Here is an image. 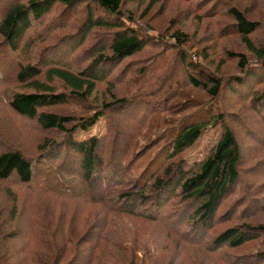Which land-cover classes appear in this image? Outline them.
<instances>
[{
    "label": "trees",
    "instance_id": "16d2710c",
    "mask_svg": "<svg viewBox=\"0 0 264 264\" xmlns=\"http://www.w3.org/2000/svg\"><path fill=\"white\" fill-rule=\"evenodd\" d=\"M164 1L0 0V82L11 87L6 91L0 89V116L6 103L15 114L34 120L43 132H55L63 139L59 143L60 138L42 139L34 145L35 152L34 149L30 152L7 146L5 139L16 142L19 137L2 128L0 183L15 181L66 199L78 196L101 201L107 192L114 203L115 199L117 204L121 202L118 212L150 222L166 217L163 211L168 207H178L173 214L176 221L180 219L178 222L188 226L181 239L189 246L201 245L209 255L226 264H264V222L256 218L264 210V196L254 199L242 193L224 215L218 216L222 203L235 193L244 171L241 148L225 122L226 112L219 99L226 92L234 97L245 94L260 111L264 126V78L258 73L264 70V45L255 39L261 30L260 22L250 16L249 9L229 7L226 1L231 0H225L226 4L220 2L224 0H204L210 1L213 9L200 14H193L187 7L183 19L193 16L204 20L200 24H206L205 31L212 26L210 45L196 55L186 48L188 37L180 29L161 35L150 25L139 26L134 18L136 12L127 9L129 5L138 8L146 5L141 16L145 20ZM217 17L226 18L223 20L229 23L222 27ZM146 30L150 33H145ZM226 33L239 39L244 52L222 51L224 57L218 60L214 71L206 70L197 58L209 63L210 53L215 52ZM90 38L92 44L86 48ZM136 56L143 60L134 59ZM226 62L235 68V75H220ZM125 79L135 87V93H115L114 88L126 83ZM13 81L16 86L10 85ZM100 85L106 86L102 94L97 92ZM193 91L202 93L205 99L198 98ZM157 96L164 97L163 101L156 102ZM104 115L108 121L109 151L95 136L85 140L75 136ZM141 115L145 119L143 126L127 141V147L122 145L120 140L126 139L122 138V121L120 124L109 116H118L125 123L134 122ZM219 123L221 137L211 152L193 169L185 170L183 156L192 144L189 140L181 143L184 134L193 128L205 130ZM138 137L146 144L139 153H133L132 148L140 146ZM255 143L263 156L253 168L264 173V138ZM62 149L63 160L58 154ZM73 157L76 172L70 173L64 166L71 164ZM93 190L99 195L91 193ZM7 192L8 201L16 204L14 195ZM251 205L261 209L253 211ZM12 210L8 212L11 217L0 222L4 256L10 252L5 242L10 245L20 236L19 232H10L8 224L15 214V209ZM100 228L92 224L77 235L70 226H62L58 231L66 238L60 236L58 243L50 242L57 237L56 231L49 235L46 228H40L38 240L33 243L39 249L31 251L30 262L39 258L41 264L94 263L97 250L101 252ZM215 230L216 234L210 236ZM43 235L47 241H43ZM108 241L106 237L102 253L107 263L116 259L113 264H141L142 257L132 250L130 261H124L126 249ZM251 243L256 246L254 251L234 254ZM68 252L73 254L65 261ZM119 256L123 261L117 259Z\"/></svg>",
    "mask_w": 264,
    "mask_h": 264
},
{
    "label": "rangeland",
    "instance_id": "374dc122",
    "mask_svg": "<svg viewBox=\"0 0 264 264\" xmlns=\"http://www.w3.org/2000/svg\"><path fill=\"white\" fill-rule=\"evenodd\" d=\"M220 2L223 4L227 3L229 7L235 6L241 8L242 10L249 9L251 11L250 16L258 20L261 25V30L257 31L255 39L264 45V0H231L226 1V3L224 0ZM212 5L213 4L210 3V1L204 0H166L161 6H155L150 11L148 17L145 20L141 19V16L145 11L146 5L140 8L135 7L134 5H129L127 9L136 12L134 14V18L139 26L150 25L152 29H155L156 31L158 30L161 35L164 34V31H167L170 34L175 29H180L181 32L186 35V37H188L186 48L190 50V52L196 53V55H198L201 54L202 50L206 48V46H209L212 41H209V39H211L213 36V32H210L212 26H209L210 30L207 28L205 31L204 26H206V24H200L201 21L205 22L204 20H197L195 17L192 18L193 16L183 19V14H186L185 11L187 10V7H190L193 14H200L208 11L212 12ZM80 18L81 15L79 16V19ZM223 19L226 18L217 17L219 22L222 21V24H220L222 27L229 23H226ZM145 33L150 32L146 30ZM229 35L230 34L226 33L224 38L221 37L219 41L216 39L219 43H217V46L214 49V54L212 52L210 53L209 63L205 62L206 60H203L200 57L197 58V61H200V63L206 67V70L209 71L210 69V71H214L218 60L222 61V57H224L222 51L239 50L244 52L243 47H239V39L236 36L230 37ZM167 38L169 39V37ZM90 44H92V38L89 39L86 48H88ZM248 56L251 58L249 53ZM137 58L143 60V57L141 56H136L134 59ZM211 60H214L215 62L211 64ZM70 62L74 64V61L70 60ZM13 63L15 64V62ZM10 64L11 63L8 62V65ZM226 64V67L224 66L221 70L220 75H235V68L231 66V63L226 62ZM258 73L264 78V70H258ZM117 75L119 77V73ZM125 82L126 83L118 84L114 88L115 93H119V95H130L135 93V87L129 84L127 79H125ZM180 82H184L182 74L180 76ZM2 84L0 82V89H5V91L11 89L10 86ZM10 85L16 86V83L13 81ZM105 90L106 86L100 85V87L97 89V92L102 94L105 92ZM98 93H96V95H98ZM193 94L198 95V98L205 99L202 93L193 91ZM244 95L245 94L241 93L237 95L239 97H234L229 92H226L224 93L223 97L219 99L224 112H226L225 122L230 125L241 148L240 151L242 154L243 163L242 169L244 171L241 173V181L238 187L235 189V193H232V195H230V197L225 199V201L222 203L218 211V216L224 215L223 213L226 211V209L236 199H238L242 193H244L245 196L252 197L254 199H261L263 198L262 196H264V191L262 190L264 173H257L256 170L259 169L255 170L256 167L253 168L254 164L259 161L258 158L262 159L261 157L263 156L259 155V148L257 147L255 140H261L264 138V126L261 123L262 120L260 111H258L256 107H253L251 105V99ZM163 99L164 97L162 96H157L155 98L156 102L158 103L162 102ZM75 108H77V106ZM83 114H86V112ZM110 117L118 122L122 121V138L126 139H121L120 141L122 142V145L126 144V147L128 144L127 141H130V138L137 134L138 129L143 126L142 124L145 120L143 119V116H138L136 119H134L135 123L131 120V122L125 121L124 123L123 120H119V118H117L118 116H116V118L109 116V118ZM107 122V116L104 115L99 118L92 127L85 131H79L75 136H77V138L80 140H85L95 136L100 141L102 140V145L106 151H109L110 136L108 134L109 129ZM2 128L6 129L7 131H5L8 134L11 135V131H13L12 133L19 137V140L16 142L13 141V139L10 141L9 139H5L4 141L7 142V146L8 144H11L14 147H20L21 149L26 148L30 152H32L34 149V145L38 144L39 142L41 143L42 139L50 137L58 140V138L61 137V135L56 134L55 132H43L34 120H30L15 114L12 110H10V108L6 106V103L1 109L0 130ZM221 133V124L219 123L218 125L214 127H208L205 130L193 128L184 134L181 143L189 140L190 144H192L189 147V151L183 156V160L185 161V170L188 171L193 169L208 156L220 139ZM26 138L30 141H27ZM105 138L106 140H104ZM252 139H255L254 142L251 141ZM61 140L63 139L60 138L57 143H59ZM195 140L196 142L193 144L192 142ZM137 141L138 145L140 146H134L131 151L133 153H139L140 149H142V147L146 144V141L142 139L139 140V137L137 138ZM33 152H35V149ZM63 153V149L58 153L61 160H63ZM74 163L75 157H73L71 160V164L65 163L64 169L70 173H75L76 166ZM250 168L255 170L253 174H251ZM28 186L15 181L0 183V222H4L5 219L8 220L11 217V213L8 212H10L12 209H15V214H13L11 223H9V221L8 225L11 227V233L19 232L20 235L19 238L13 242H10V245H8V242H5V245L10 246V252L5 253V256L2 254L4 252L2 248L4 242L0 241V255H3L2 258L0 257V263L3 261L5 264H22L25 261V264H41V262H39L40 260H38L39 258L32 262H30L29 259V257H31V253H33L31 251H34V249H39L38 247H35L37 243L34 244V246L33 243L38 240V234L41 233V231H39L40 228L43 230L46 228L49 235L56 231L58 233L57 237L50 239V242L53 243V241H56V243H58L60 241L59 237L64 236V234L59 232L60 227L70 226L74 234L79 235L84 233L92 224H95L101 227V252L97 250V254L94 256L96 257L97 261L94 263L101 261V264H113V261H117L116 259H113L107 263L104 254H102L104 253V239L107 237L111 245H113L112 243L120 244L123 249H126V253H124V261H130V258L132 257L130 250H132L136 253V255L138 254L137 257H142L141 264H226L221 258H215L213 255H209L210 253L208 254L205 248L201 247V245L189 246L186 242H184L186 240L181 239V235L186 233L185 231L187 230L188 226L185 222H178L180 219L176 221V217L173 212L178 207H168L169 210L167 208L163 211V214L166 217L160 219L157 222H150L136 217L132 218L130 216L121 214V212H118L121 202L117 204L115 199L114 203L112 196H108L107 192L105 195L101 196V201H93L86 197H78L77 195H74L77 197L66 199L54 196L48 192L46 193L38 188H31L30 185ZM7 191H11V193L14 195L15 199L17 200L16 204L12 205V203L8 201L9 194ZM94 192L95 190L91 191V193L95 194ZM95 195L98 196L99 194ZM97 202H101V204H98ZM250 209L257 211L261 208L259 209V206L251 205ZM181 212L184 213L186 211L183 210ZM179 218L181 217L179 216ZM256 218L259 222H264V210H262L260 214L256 216ZM225 219L226 218H224L222 221ZM70 223L72 226H74L73 228L71 227ZM228 224H233V222H229ZM217 231L218 230H215L209 235L214 236ZM42 234H44L43 231ZM179 238L181 240H179ZM42 239L43 241H47V237H45V235L42 236ZM27 242L29 245L26 247ZM111 247L112 246H110V248ZM27 248H30V250ZM88 248L89 246L86 250H88ZM255 249L256 246L251 243L233 252L234 254H247L250 253V251H254ZM111 250L114 252L113 248H111ZM100 253L101 256H97L100 255ZM72 254L73 253L68 252L66 254L65 261L69 260L72 257ZM117 259L123 261L122 256H119ZM21 260L24 261L21 263ZM27 260L29 261L27 262ZM214 260L217 261L214 262Z\"/></svg>",
    "mask_w": 264,
    "mask_h": 264
}]
</instances>
